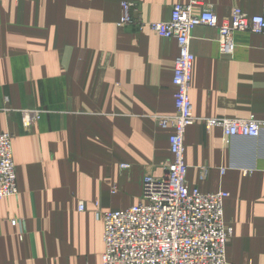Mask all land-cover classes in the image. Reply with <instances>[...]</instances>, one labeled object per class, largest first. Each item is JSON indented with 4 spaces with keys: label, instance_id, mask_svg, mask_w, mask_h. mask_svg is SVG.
<instances>
[{
    "label": "crops",
    "instance_id": "0c3cea01",
    "mask_svg": "<svg viewBox=\"0 0 264 264\" xmlns=\"http://www.w3.org/2000/svg\"><path fill=\"white\" fill-rule=\"evenodd\" d=\"M123 2L144 24L168 20L176 3L208 6L219 23L234 8L264 9V0H0V133L12 135L18 189L0 199V264H101L94 212L139 203L143 177L161 176L171 159V130L155 118L176 112L177 45L146 26L118 28ZM217 37L199 26L189 42L196 122L184 136L186 182L229 194L227 263L264 264V129L226 144L221 128L200 121L264 122V35L234 33L227 56ZM24 109L41 110L27 132Z\"/></svg>",
    "mask_w": 264,
    "mask_h": 264
},
{
    "label": "built area",
    "instance_id": "2783aa9c",
    "mask_svg": "<svg viewBox=\"0 0 264 264\" xmlns=\"http://www.w3.org/2000/svg\"><path fill=\"white\" fill-rule=\"evenodd\" d=\"M132 6L130 2L121 3L118 28L146 26L157 36L172 39L177 45L178 54L172 69L176 112L174 116L155 118L159 127L171 130L168 139L171 159L164 163L161 176L146 174L143 177L139 203L124 210L94 212L95 219L103 225L101 264H228L226 243L233 230L224 221L223 204L229 194L224 191L202 193L186 182L184 136L186 129L196 122L189 95L194 61L189 42L196 27L213 28L218 33L219 53L230 55L234 33L264 35V9L260 15L249 16L234 8L230 19L219 23L208 6L194 12L193 2L176 3L168 20L144 24L131 14ZM20 114L23 128L28 131L40 119L41 110H23ZM200 121L207 129L221 128L226 144L236 137L258 138L264 129V122L253 116L245 120ZM11 145V135L0 133V199L18 195ZM206 172V169L201 170V180L205 179ZM220 172L224 174L225 169ZM78 210H84L83 202H79ZM11 224L17 226L20 222L13 220Z\"/></svg>",
    "mask_w": 264,
    "mask_h": 264
},
{
    "label": "rangeland",
    "instance_id": "374dc122",
    "mask_svg": "<svg viewBox=\"0 0 264 264\" xmlns=\"http://www.w3.org/2000/svg\"><path fill=\"white\" fill-rule=\"evenodd\" d=\"M24 110H32V109H24ZM37 110H39V109H37ZM21 111H23V110H20V112H21ZM7 112H9V110H7ZM20 112H19V113H20ZM20 117H21V114H20ZM21 124H22V117H21ZM35 124H36V123H35ZM35 124H34V125H35ZM22 126H23V125H22ZM29 130H30V129H29ZM29 130H28V131H29ZM26 132H27V131H26ZM2 133H4V132H2ZM7 133H8V132H7ZM9 134H10V133H9ZM10 135H11V134H10ZM11 137H12V135H11ZM123 166H125V165H124V164H121L120 168H121V169H124Z\"/></svg>",
    "mask_w": 264,
    "mask_h": 264
}]
</instances>
